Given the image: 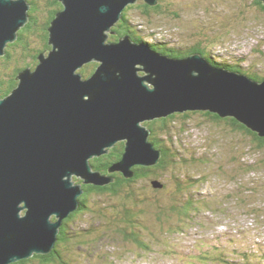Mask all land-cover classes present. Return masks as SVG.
<instances>
[{
  "label": "water",
  "instance_id": "obj_1",
  "mask_svg": "<svg viewBox=\"0 0 264 264\" xmlns=\"http://www.w3.org/2000/svg\"><path fill=\"white\" fill-rule=\"evenodd\" d=\"M135 1L60 0L51 48L0 98V264L49 253L63 219L79 207L82 184L113 180L93 168V157L123 141L109 173L129 178L135 165L156 164L160 150L145 122L209 111L264 136V79L213 66L199 53L162 54L128 35L106 40ZM28 9L27 0H0V56ZM92 60L98 64L84 77L79 69Z\"/></svg>",
  "mask_w": 264,
  "mask_h": 264
},
{
  "label": "rangeland",
  "instance_id": "obj_2",
  "mask_svg": "<svg viewBox=\"0 0 264 264\" xmlns=\"http://www.w3.org/2000/svg\"><path fill=\"white\" fill-rule=\"evenodd\" d=\"M140 2L135 1L126 16L145 41L188 47L203 34V39L215 40L210 51L216 59H240L242 71L264 76V11L253 0H160L162 10L151 6L149 15L140 13ZM28 42L40 45L35 35ZM177 114L160 137L174 145L179 164L159 177L139 179L135 190L139 199L150 196L159 205H171L174 187L159 190L149 179L171 184L173 175L185 181L192 177L195 182L181 189L176 200L178 204L187 198L193 202L187 218L165 210L157 219L155 207H148L149 214L143 211L127 225V230L135 226V233L123 236L116 232L123 227L116 221L120 212L116 205L125 200V193H91L88 208L68 228L79 233L92 224L100 228L84 246L74 240L65 255H79L86 264H264V153L224 121H211L200 112L189 117ZM244 162H255L256 171H243ZM137 208L144 209V203ZM134 235L142 241L140 245L133 241Z\"/></svg>",
  "mask_w": 264,
  "mask_h": 264
},
{
  "label": "trees",
  "instance_id": "obj_3",
  "mask_svg": "<svg viewBox=\"0 0 264 264\" xmlns=\"http://www.w3.org/2000/svg\"><path fill=\"white\" fill-rule=\"evenodd\" d=\"M27 2L29 3V9L27 11V22L18 30L15 40L7 44L4 54L0 56V98L8 95L17 85L18 80L16 79V76L20 70L26 67H30L33 69L38 62V54L42 51H48L51 48V45L48 42V27L51 20L55 17V14L62 8V3L60 2V0H27ZM253 4L260 10L264 11V3L261 0H253ZM131 6L132 4H129L125 7L124 11L122 12V18L111 28L112 32L109 33L108 41H117L120 37L128 35L132 40L142 41L148 44L150 48L162 54H166L172 57H184L191 53H199L201 56L205 57L213 66L223 67L232 71H239L258 81L264 79V76H260L253 71H242L243 67L241 65L240 59L234 60V57H231L230 59H225L222 57L219 60L216 59V56H213L212 52L210 51V46L215 40L212 38L203 39V34H201L200 32V37L196 41L191 43V45L188 47L172 46L159 40H154L151 42L145 41L143 37L138 33V31H135L132 28L129 19L126 16V9ZM152 7H154L155 10L161 9L160 3ZM150 9V7L144 5V14L149 15ZM31 35H35V37L39 39V46H32L28 42V38ZM97 64L98 63L94 61L88 62L84 64L79 69V71L84 77H88L93 73ZM2 69L7 70L5 73H2ZM196 112H200L201 114L206 115L211 121H224L230 128H232V130L242 132L245 136L249 137V144H253L256 148L260 149L259 153H264V136H259L256 132L248 129L245 125H243L233 117L222 118L217 114L209 111H186L181 115L183 117H189L190 114ZM176 115L179 114L173 113L168 115L167 117L156 118L144 123L150 130L149 141L153 143L156 149L160 150V158L159 161L154 165H135L132 168L134 170V175L132 177L126 178L120 172L109 173L107 171V168L114 161H117L121 158V153L123 151V141L117 142L113 147L110 148L109 152H107L106 154H103L99 157H93L91 159V165L93 166V168L99 170L104 174H107L108 176H111L113 180L103 186L82 184L83 192L78 197L79 207L68 217L63 219L57 233V240L54 244V247L49 253L33 254L28 258L20 259L9 264H28L29 262L31 263L33 261H38L42 264H86L82 263L81 259H78L79 255H74V257L65 255V250L68 249V246H70V244L75 245L73 242L74 240H76V245L80 244L78 246H84L90 241V238H92L100 228L95 224H92L89 227V230L86 229L85 232L83 231L82 233H79L78 230L70 231L68 228L69 222L72 221L73 218L80 212L88 208L86 199L91 193L102 194L106 191H108V193H111V195H119L120 193H125V200L122 201V203H119L117 205L115 204L116 206H119L118 208L120 210L119 214L117 215L118 218H116V221L118 222L120 220L119 222L123 224V227L117 228L116 232L123 236H128L130 232L135 233L136 227L132 226L131 230H127V225H129L143 211H146L144 215L149 214L148 207H155V210L157 212L154 217H156L157 219H159V214L161 215L165 210L170 214L175 212L176 214L179 213L180 216L185 214V216L183 217L187 218V216L189 215V212H187L188 206H191V204L194 205L193 202H191V200L187 198L185 200L186 202L178 204L176 200L178 198V195L181 193V189H185L187 184L191 182L193 184L195 182L192 177H189V181H187V179L185 181L184 179L179 178V176L173 175L170 180V182H172L171 184H169V182L166 180L162 182L157 178L149 179V182L153 187H155L153 185L155 182L160 184L159 187H155L160 188L159 190H164L170 185L174 187L175 190L173 193H171V196L175 201H170L171 205H159V203L154 202V199H152V197L150 196H140L141 198L139 199V197L136 196L135 190V182H137L139 179H142L144 177L149 178L151 175L159 177L160 175H162V171L170 169V167L179 164L176 161L177 159H175L173 155L175 153V150L172 149L174 145H168L162 142L160 137L162 133H166V131L168 130V121L173 119V117ZM182 160V163L188 162L184 159ZM236 161H239V159L237 158ZM242 165L243 166L241 167V169H243V171L245 172H254L258 167L255 162H244ZM77 181L79 182L80 180ZM196 200L198 199L196 198ZM140 203H144V209L137 208L138 204ZM113 218L115 219V217ZM101 224L104 225L103 223ZM132 239L139 245L142 243V241L139 240L135 235L132 236ZM86 256L91 257V255Z\"/></svg>",
  "mask_w": 264,
  "mask_h": 264
},
{
  "label": "flooded vegetation",
  "instance_id": "obj_4",
  "mask_svg": "<svg viewBox=\"0 0 264 264\" xmlns=\"http://www.w3.org/2000/svg\"><path fill=\"white\" fill-rule=\"evenodd\" d=\"M136 1H141L140 3H141V8H140V13H142L143 15H144V5L145 6H147V7H151V6H154V5H149V4H147L146 2H144V0H136ZM160 0H157V2H159ZM156 4H158V3H156ZM155 4V5H156ZM128 9V8H127ZM126 9V10H127ZM125 13H126V11H125ZM120 21V20H119Z\"/></svg>",
  "mask_w": 264,
  "mask_h": 264
},
{
  "label": "bare ground",
  "instance_id": "obj_5",
  "mask_svg": "<svg viewBox=\"0 0 264 264\" xmlns=\"http://www.w3.org/2000/svg\"><path fill=\"white\" fill-rule=\"evenodd\" d=\"M216 30V29H215ZM178 46V45H177ZM92 61H94V60H92ZM91 62V61H90ZM96 62V61H95ZM85 220V219H84ZM264 257V256H263Z\"/></svg>",
  "mask_w": 264,
  "mask_h": 264
}]
</instances>
